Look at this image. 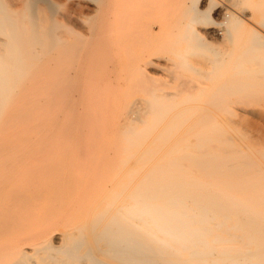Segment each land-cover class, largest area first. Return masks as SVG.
I'll return each mask as SVG.
<instances>
[{
	"label": "bare ground",
	"instance_id": "1",
	"mask_svg": "<svg viewBox=\"0 0 264 264\" xmlns=\"http://www.w3.org/2000/svg\"><path fill=\"white\" fill-rule=\"evenodd\" d=\"M134 54L180 93L78 91ZM249 116L264 0H0V264H264L263 161L227 130Z\"/></svg>",
	"mask_w": 264,
	"mask_h": 264
},
{
	"label": "rangeland",
	"instance_id": "2",
	"mask_svg": "<svg viewBox=\"0 0 264 264\" xmlns=\"http://www.w3.org/2000/svg\"><path fill=\"white\" fill-rule=\"evenodd\" d=\"M134 56H136V54L130 57L129 64L126 65V67H117L116 65L113 66V63L116 64L115 57L97 56L93 58L91 62L88 63V65L84 68L85 70H83V76L84 78L91 77L95 80L91 85H82L78 91L87 95L96 91L102 92L103 94H106L107 92L110 104L117 102L118 98L116 97V94H119L118 97L123 95L121 99L123 100V102L121 101L122 104L125 101V104L126 102L130 103L133 107H138L141 102L148 100L144 93V91H146V89H144L145 87L149 88L150 90H154V92L156 91L157 93H178L179 88L177 82H175L173 76L171 77V75L165 70H159L154 74L151 72L153 80L149 82L150 84L141 83L136 76V78H134V75H136L135 67L132 66L136 60V57L134 58ZM133 98L134 100H132ZM256 103L258 102L248 101L246 103H235V107H261ZM224 117L227 118L229 116L226 115ZM233 121L234 122L231 125L232 127L227 128L228 132L237 139H242L244 141L246 140L248 144L253 143L255 147L250 149L254 150V156H260L261 162L263 161L261 164L264 165V121L250 116L245 121H241L239 119H233Z\"/></svg>",
	"mask_w": 264,
	"mask_h": 264
}]
</instances>
